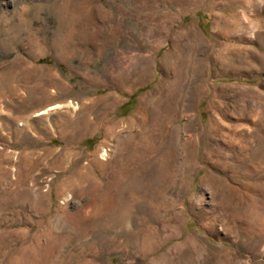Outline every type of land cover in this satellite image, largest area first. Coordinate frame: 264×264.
<instances>
[{
    "label": "rangeland",
    "instance_id": "rangeland-1",
    "mask_svg": "<svg viewBox=\"0 0 264 264\" xmlns=\"http://www.w3.org/2000/svg\"><path fill=\"white\" fill-rule=\"evenodd\" d=\"M0 264H264V0H0Z\"/></svg>",
    "mask_w": 264,
    "mask_h": 264
}]
</instances>
